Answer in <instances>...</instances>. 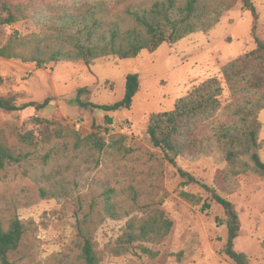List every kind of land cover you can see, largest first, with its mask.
<instances>
[{"label":"rangeland","instance_id":"rangeland-1","mask_svg":"<svg viewBox=\"0 0 264 264\" xmlns=\"http://www.w3.org/2000/svg\"><path fill=\"white\" fill-rule=\"evenodd\" d=\"M154 0H135L148 6ZM257 19L236 1L206 32H193L154 52L141 51L132 59L115 56L81 62H34L0 56V96L17 104L52 100L43 108L0 110V144L19 157L0 170V219L23 225L14 264H81V227L88 231L100 264H235L224 253L227 215L201 184L212 186L214 172L224 167L220 153L169 164L149 140L146 127L151 113L168 111L176 99L211 76H220L226 62L255 47L254 35L264 39V0H252ZM113 19H128L122 5ZM37 32L29 20L0 25V48ZM137 73L139 89L115 111L80 106L82 102L112 105L125 98V79ZM229 98L224 90L222 105ZM111 118V123L106 119ZM224 118L223 114L220 115ZM258 151L264 162V110ZM102 144V146H100ZM248 159V157H246ZM178 168L199 183L185 184ZM117 217L105 211L107 196ZM180 191L198 195L210 204L189 203ZM229 200L239 225L234 249L249 264H264V179L247 173L237 177V189L221 193ZM162 212L172 222L159 243L145 242L151 254L138 248L113 255L115 240L130 219L149 220Z\"/></svg>","mask_w":264,"mask_h":264},{"label":"trees","instance_id":"trees-1","mask_svg":"<svg viewBox=\"0 0 264 264\" xmlns=\"http://www.w3.org/2000/svg\"><path fill=\"white\" fill-rule=\"evenodd\" d=\"M236 1L250 11L254 34L257 15L252 0H154L148 6L138 5L135 0H0V25L29 20L37 28V32L18 42L8 40L0 48V56L31 61L37 68L50 62H81L89 66L95 59L106 56L132 59L141 51L154 52L164 43L174 44L190 33L208 31ZM119 5L123 6L127 23L113 19ZM254 42L253 49L223 64L220 76L204 79L176 99L172 109L151 113L146 127L152 145L173 166L177 165V159L190 162L208 156L211 149L220 153L224 167L215 170L212 186H201L211 193L212 199L227 215L223 253L235 264H249V261L243 252L234 249L239 225L233 204L221 193L235 192L240 175L252 173L264 179V162L258 154L262 147L258 114L264 110V39L254 35ZM138 89V74L131 73L125 79L122 101L112 105L82 102L79 95L84 88L77 90L74 100L81 107L88 105L115 111L127 99L131 100ZM225 89L229 98L222 105ZM51 100L48 96L42 102L17 104L14 97L0 96V110L15 112L30 106L40 109ZM106 119L111 123L110 117ZM19 160L0 144V170L6 163ZM178 173L185 178V184L199 183L181 168ZM109 192L110 189L105 190V211L114 218L118 214L109 201ZM179 196L189 203H201L203 212L210 207L207 201L202 202L191 192L180 191ZM171 225L162 212L139 223L130 219L110 252L119 255L136 247L142 253L151 254L150 248L143 243H159ZM80 229L81 264H100L92 238L83 226ZM22 234L23 225L19 219L10 218L6 226L0 219V264H14L8 255L17 249ZM260 247L264 251V238Z\"/></svg>","mask_w":264,"mask_h":264},{"label":"water","instance_id":"water-1","mask_svg":"<svg viewBox=\"0 0 264 264\" xmlns=\"http://www.w3.org/2000/svg\"><path fill=\"white\" fill-rule=\"evenodd\" d=\"M128 102H129V99H127L126 106H127ZM230 217H231V223L233 224V223H234V218H233V216H232V215H231Z\"/></svg>","mask_w":264,"mask_h":264}]
</instances>
